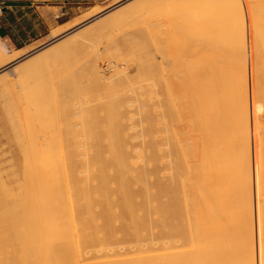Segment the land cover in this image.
Masks as SVG:
<instances>
[{
	"label": "bare ground",
	"instance_id": "obj_1",
	"mask_svg": "<svg viewBox=\"0 0 264 264\" xmlns=\"http://www.w3.org/2000/svg\"><path fill=\"white\" fill-rule=\"evenodd\" d=\"M142 1L150 0H128L114 8L96 10L53 32L51 44L25 54L13 51L8 55L0 44V90L13 84L6 79L9 67L18 73L16 81L42 66L46 68L44 79H51L58 60L68 66L73 55L70 45L77 37L89 36L94 29L107 25H126L130 17L114 23L110 20ZM211 1L197 4L193 13L184 7L179 10L181 1L153 0V5L160 13L162 6L166 8L170 27L177 9L181 11L179 30L193 32L207 42L198 51L201 58L187 64L190 74L173 88L182 87L185 104L199 103L205 119L214 118L213 128L207 124L188 126L186 116L180 115L184 125L173 128L172 137L165 139L169 144L167 184L147 182L145 166L159 161L155 141L150 142L152 156L146 159L139 151L131 159L126 157L123 144L112 133L108 134L105 151L101 149L96 111L88 110L91 115L78 128L90 138L84 146L88 154L82 151L77 159L66 156L61 137L58 146L53 140L43 145L30 143L20 162L16 159L21 164L20 173L13 158L17 168L14 182L19 183L22 173V185L10 188L0 181V264H264V0H245V8L241 0H228L219 5L217 21L209 15L203 20L200 7H212L215 2L210 5ZM183 46L178 47L181 56L186 55ZM211 66L215 70L211 71ZM90 67L95 74L91 89L98 88L101 80L97 68ZM200 70V74L195 72ZM67 82L60 88L61 95L73 87L72 78ZM119 83L109 80L103 86L111 91ZM214 91L219 102L213 108ZM50 95L46 93L42 101L46 109ZM134 98L139 99L136 94ZM32 101L27 98L26 104ZM166 108V115H170ZM12 113L10 119L14 120L10 121L16 129V110ZM106 114L108 127L116 131L115 109L108 108ZM63 115L68 120V112L63 111ZM66 132H71L69 123ZM137 161L142 162V168L136 172ZM134 183L140 184V205L135 204L131 192ZM112 185L115 188L111 189ZM254 186L258 237L254 229ZM113 194L118 197L115 203ZM153 203L156 206L149 208ZM139 212L154 216L152 224ZM116 223L120 233L135 243L129 251L115 245ZM151 225L162 232L159 242H146L149 239L141 234Z\"/></svg>",
	"mask_w": 264,
	"mask_h": 264
},
{
	"label": "rangeland",
	"instance_id": "obj_2",
	"mask_svg": "<svg viewBox=\"0 0 264 264\" xmlns=\"http://www.w3.org/2000/svg\"><path fill=\"white\" fill-rule=\"evenodd\" d=\"M123 1L128 2V0H88L87 5L78 8L72 15H68L66 18L60 19L56 24L50 26L43 43H37L18 51L20 54H25L41 48L53 41L51 40L53 32L85 19L96 10H107L111 6L114 8L118 3H124ZM180 1L183 3L179 4L180 6L178 5L179 7L177 8L179 10L183 9V7L187 8V12L189 13L196 11L197 4L201 5L204 2V0H169V2L175 4ZM212 1L210 5H212ZM227 1L214 0L213 2L215 3H213L212 7L205 6L207 9L204 6L200 7L202 10L199 11V14H202L203 20V16L209 15L208 17L212 21H217L220 17L218 9H221L219 5L223 6ZM148 2L142 1L140 3L142 5L146 4L147 8L140 4L136 5L137 7L135 6L140 14L136 12L135 8H131L129 9L130 11L127 10V12L110 20V22L114 23L119 20L118 18L130 17L131 19L126 25L111 27L107 25L106 28L94 29L89 36L77 37L70 45L73 55L68 62V66H65L62 61L58 60L53 67L55 74L53 73L51 79H44L45 66L21 77L19 81H16L18 73L12 71L11 67L5 71V74H7L6 79L13 80V84L0 90L1 183H5L10 188L21 183L22 173L18 177L19 183L14 182L15 170L17 168L13 162V158L15 157L14 159L20 173V158H22L24 149L27 150V147H30V143L43 145L53 140L55 145L58 146L61 137L66 147V156H75L77 159L82 151V153L88 154L89 152L85 151L84 146L87 145L90 138H85L82 130L78 129L82 120H87L88 116L91 115V112L89 113L88 110L96 111V117L100 120L97 138L100 140V147L104 151L109 142V133H112L114 137H118L120 143L123 144L122 150L125 151L124 155L130 159L136 155V151H139L142 158L146 159L152 156L150 142L153 143L155 141L159 145V150L155 153L159 161L156 164L145 166L147 182L149 184L155 180L163 184L169 182L166 170L167 164L165 162L167 160L166 155H168L167 145L169 144H166L167 140L165 139L172 137L173 128L184 125V122L179 118L180 115L186 116L188 126L190 123L195 127L199 126L198 124H207L213 128L214 118L210 117L206 120L199 103L193 106L185 104V96H182L184 95L182 87H179L178 90L177 88H173V86L182 81L183 76L190 74L191 70L188 69L187 64L191 63V60L201 58V54L198 51L200 48L203 49L207 45V42L205 39L195 36L193 32L189 33L187 30H179V28H182L179 21V18L180 20L182 18L181 16L178 17L181 15V11L178 12L177 9L178 13L175 12L176 15L174 14L175 16H173V22H175H172L173 24L170 27L167 26L169 20L167 13L169 12L165 10L166 8L162 6V12L160 13L158 12L160 9H158L157 5H153L155 1L150 0ZM241 2L245 8V0H241ZM150 4H152V7ZM141 7H144L146 10L141 9ZM140 9L144 13L142 12L141 14ZM159 25H162L160 30L158 29ZM130 40L132 43H129ZM182 43H184L183 54H186L184 56L180 55V48H178ZM209 44H216V42L210 41ZM106 49L109 51L108 54H106ZM12 52L7 51V54L11 55ZM91 65H95L98 71L97 75L101 80L99 81L101 85L94 89H91L92 80L95 78V74L90 70ZM110 66L113 67L111 68ZM213 70L215 68L211 66V71ZM195 72L197 74L202 73L201 70ZM71 78L73 87L65 90L64 92H67L65 95H61L60 88ZM109 80L112 82L119 81L120 83L111 91H107L103 84H106V81L109 82ZM194 80L199 81V78L195 77ZM199 83L201 82L199 81ZM147 87H149V90L145 93ZM215 87L218 88L219 86ZM199 89L202 88L199 87ZM52 90L55 91L53 94ZM200 91L202 92V90ZM216 91H214L216 102L212 106L213 108L219 102L216 97ZM195 92L198 97L199 90L195 89ZM46 93H51L52 95H50L49 109L41 106ZM56 93L60 94L57 95ZM135 94L136 96L138 95L139 99H133ZM140 94L142 95L140 96ZM27 98L29 101L34 99L30 102V105L26 104ZM55 98L57 99L56 101H51ZM167 106L170 109V115H166L165 113V110L168 109L166 108ZM110 107L116 111V131L115 128L108 127L106 123V112ZM13 110H16V116H14L17 119L16 129H14L13 123L11 124V121L14 119H10ZM63 111L68 112V120H66L67 117H64ZM66 123L70 124V133L66 132ZM47 124L50 125V128L46 127ZM251 148L253 152H251L252 156H254L255 145L253 144ZM16 159H19V162ZM141 164V161L135 163L134 169L136 172L141 170ZM113 188H115L114 185L111 186V189ZM140 189L139 183H134L131 187V192L135 195L134 202L137 205L141 204V198L138 195ZM253 193H255L254 198L256 199V202H254L256 203L254 229L256 228L255 233L257 232L256 236L258 237L259 215L258 209H256L257 192L255 186L253 187ZM117 198V195L113 194L112 202H117ZM191 198L193 197L191 196ZM155 206L156 204L153 203L149 208ZM138 214L145 217V220L147 219L151 224L155 219L152 215L146 216L144 212H139ZM114 228L117 242L115 245L129 251L135 245L133 239L120 233L118 223L114 225ZM141 234L143 238L149 239L146 242H150L151 240L159 242L158 239L162 236V232L153 225L148 226Z\"/></svg>",
	"mask_w": 264,
	"mask_h": 264
},
{
	"label": "crops",
	"instance_id": "obj_3",
	"mask_svg": "<svg viewBox=\"0 0 264 264\" xmlns=\"http://www.w3.org/2000/svg\"><path fill=\"white\" fill-rule=\"evenodd\" d=\"M87 3L88 0H0V44L11 52L43 43L50 26Z\"/></svg>",
	"mask_w": 264,
	"mask_h": 264
},
{
	"label": "water",
	"instance_id": "obj_4",
	"mask_svg": "<svg viewBox=\"0 0 264 264\" xmlns=\"http://www.w3.org/2000/svg\"><path fill=\"white\" fill-rule=\"evenodd\" d=\"M49 43H50V42H49ZM49 43H48V44H49ZM50 44H51V43H50ZM46 45H47V44H46ZM44 46H45V45H44ZM44 46H42V47H44ZM42 47H41V48H42ZM10 66H11V65H10ZM8 67H9V66H8ZM8 67H6V68H8Z\"/></svg>",
	"mask_w": 264,
	"mask_h": 264
}]
</instances>
